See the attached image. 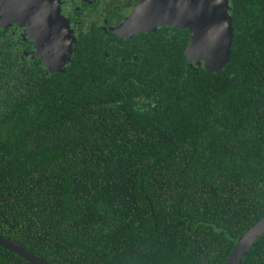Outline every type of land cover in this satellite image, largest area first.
<instances>
[{
  "label": "trees",
  "instance_id": "1",
  "mask_svg": "<svg viewBox=\"0 0 264 264\" xmlns=\"http://www.w3.org/2000/svg\"><path fill=\"white\" fill-rule=\"evenodd\" d=\"M233 1L218 71L185 39L151 69L0 91V235L50 264L225 263L264 216V0ZM0 264L32 263L0 245Z\"/></svg>",
  "mask_w": 264,
  "mask_h": 264
},
{
  "label": "flooded vegetation",
  "instance_id": "2",
  "mask_svg": "<svg viewBox=\"0 0 264 264\" xmlns=\"http://www.w3.org/2000/svg\"><path fill=\"white\" fill-rule=\"evenodd\" d=\"M146 1L0 0V91L20 100L78 66L151 69L168 46L175 48L185 39L183 49L188 55L193 34L189 28L163 24L132 35L121 29L134 9ZM233 3L228 0L231 16Z\"/></svg>",
  "mask_w": 264,
  "mask_h": 264
},
{
  "label": "water",
  "instance_id": "3",
  "mask_svg": "<svg viewBox=\"0 0 264 264\" xmlns=\"http://www.w3.org/2000/svg\"><path fill=\"white\" fill-rule=\"evenodd\" d=\"M124 29L131 35L168 24L193 31L187 46L192 64L210 71L226 67L232 53L234 26L228 0H147L131 13ZM227 80L224 82V85ZM264 234V216L240 236L224 264H243ZM0 245L32 264H50L32 251L0 235Z\"/></svg>",
  "mask_w": 264,
  "mask_h": 264
}]
</instances>
